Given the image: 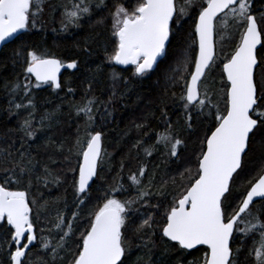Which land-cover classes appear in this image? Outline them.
I'll return each instance as SVG.
<instances>
[{"label": "snow or ice", "instance_id": "6c2138e0", "mask_svg": "<svg viewBox=\"0 0 264 264\" xmlns=\"http://www.w3.org/2000/svg\"><path fill=\"white\" fill-rule=\"evenodd\" d=\"M44 7L45 0H0V45L22 41L13 50L12 61L23 77L22 84L17 79L8 89L12 98L7 112L20 118L19 146L0 149V171L6 173L0 176V253L6 256L0 264H26L36 247L55 264L69 241L74 249L68 264H128L130 230L142 237L144 247L158 234L176 254L177 264H239L241 249L233 245L247 239L251 240L247 255L254 253V264H264V157L258 166L246 168L257 133H264V11L254 12L253 0H128L126 4L61 0V28L54 31L80 27L94 12L108 10L110 38L102 42L106 61L112 79L126 87L168 59L172 40L185 33L187 47L177 66L168 69L164 97L170 88L180 86L179 97L173 91L171 98L180 101L189 133L194 119L206 118L208 126L198 138V149L182 171L157 182L156 167L149 169L148 158L162 150L169 159L179 160L186 150V141L172 131L169 114L161 111L164 130L153 132L146 123L136 124L141 138L128 153L137 160L136 167L121 161L109 182L102 175L108 153L96 114L106 120L111 112L104 107L101 113L94 98L85 97V103L73 106L76 117L83 120V131L78 124L70 142L49 138L44 146L53 150L47 157L51 163H57L56 155L62 158V175L40 165L31 151L29 142L37 132L56 122L55 112L37 118L33 90L46 86L59 94L66 88L71 94L72 86L61 83L60 73L80 66L77 59L65 62L26 38L41 30ZM84 52L91 54L88 48ZM214 71L218 83L209 84ZM94 80L92 76L86 81L88 91ZM150 135L154 142L142 138ZM38 165L43 169L39 174ZM33 179L37 185L66 184L71 190V211L65 200L64 209H57L47 227L41 223V213L48 201L41 204L35 198ZM100 180L106 186L92 204L93 185ZM238 180L243 183L237 185Z\"/></svg>", "mask_w": 264, "mask_h": 264}, {"label": "trees", "instance_id": "16d2710c", "mask_svg": "<svg viewBox=\"0 0 264 264\" xmlns=\"http://www.w3.org/2000/svg\"><path fill=\"white\" fill-rule=\"evenodd\" d=\"M60 2L61 0H45L40 21L42 28L35 34H28L26 38L39 45L43 50L64 59L65 62L77 59L80 66L78 70L65 71L61 76L62 84L72 86L74 91L71 94L67 93L66 88L59 90V94L46 86L33 90L37 118L44 112L56 113V122L52 127L37 132V138L29 142L33 156L40 162V165L47 164L53 175H62L60 171L62 158L56 155L57 163H51L47 157L53 150L51 147L46 149L44 146L48 143L49 138L53 142L62 140L70 142L78 124L81 125V131H83V120L76 117L73 106L85 103V97H87L96 100V106L100 108L101 113H103L104 107H107L111 112V116H108L106 120H101L100 114H96L97 127L103 130V146L108 153L106 171L102 175L109 182L119 170L121 161L125 165H131L132 169L136 167L137 160L128 155L131 145L141 138L135 127L136 124L146 123L153 132L164 130V125L160 122L161 111L169 114L172 131L186 141V150L183 151L179 160L169 159L163 155L162 150L155 152L152 157L148 158L150 161L148 167L149 169L156 167L157 182L161 177L167 178L182 171L191 158L192 152L198 149V138L203 136L204 129L208 126L206 118L194 119L192 132L189 133L186 130L180 101L171 98L173 91L179 97L181 88L178 84L169 89L167 98L164 97L168 69L170 66L173 68L177 66V63L183 59L187 47L185 33L181 31L172 40L168 59L160 63L159 67L148 77L135 83L129 82L126 87L121 80L114 81L112 79L110 74L112 69L106 61L108 53L105 52L102 42L110 38L108 10L94 12L90 22L83 21L80 27L69 26L66 31L59 32L54 29L61 28V9L58 7ZM108 2L112 4L115 0H108ZM120 2L126 4L128 0H120ZM253 9L258 10L257 14L264 11V0L255 2ZM101 19L104 22L97 23ZM184 27L186 29L187 25L185 24ZM21 43L22 41L10 43L0 51V149H7L13 143L19 146L20 141V135L16 131L20 118L14 115L10 116L7 108L8 100L12 98L8 89L17 79L21 84L23 83L20 68L19 66L14 67L12 61L13 50L19 48ZM85 48L89 49L90 55L84 52ZM215 72L210 74L207 81L209 84L218 83L219 76ZM128 75L130 73L124 74V79H127ZM92 76H95V80L91 83V90L88 91L89 85L86 81ZM113 92H115L114 97ZM162 98L165 99L163 104H161ZM142 138L154 142V137L151 135ZM262 157H264V133H257L256 142L252 145V151L249 152L246 159V168L252 169L258 166ZM40 165L37 166V174L43 171ZM108 168L111 169L110 172L107 171ZM128 171L129 168L125 167V177ZM5 174L0 171V176ZM241 183H243L242 180L237 181V185ZM103 186H106L104 180L97 181L93 185L92 204L96 203V197L102 195L99 189ZM240 190L243 191V188ZM32 192L41 204L48 201L47 210L41 213V223L46 227L51 225L57 209H64L65 200L68 202V211H71L72 194L66 184L59 187L50 184L45 187L42 183L37 185L33 179ZM141 211L146 210L141 209ZM86 212L87 209H83L81 222H83ZM45 235L51 238V233L46 232ZM129 238L128 264H177L176 254L167 248L159 239L158 234L151 237L152 243L148 247L143 246L142 237L136 235L132 230L129 231ZM240 242L241 240H237L233 245L234 248L241 249L237 257L239 264H254V253L252 257L247 255L251 240H244L243 244ZM73 249L74 244L69 241L66 250L60 253L63 258L57 259L55 264H68ZM197 255H201V253H197ZM188 259L190 260L192 257H188ZM3 260H6V256L0 253V261ZM27 262L28 264H53L52 257L38 247L34 253H30Z\"/></svg>", "mask_w": 264, "mask_h": 264}, {"label": "flooded vegetation", "instance_id": "af4514ba", "mask_svg": "<svg viewBox=\"0 0 264 264\" xmlns=\"http://www.w3.org/2000/svg\"><path fill=\"white\" fill-rule=\"evenodd\" d=\"M255 2H258V0H253V4H254ZM253 11L256 12V13L258 12L257 9H253ZM215 73H216V75L219 76L218 72H215ZM45 234H46V233H45ZM240 243H241V242H240ZM36 249H37V247H36V248H33L32 251H31L30 253H34ZM30 253L28 254V256L30 255ZM28 256L26 257V264H28V262H27V258H28Z\"/></svg>", "mask_w": 264, "mask_h": 264}, {"label": "water", "instance_id": "95a60500", "mask_svg": "<svg viewBox=\"0 0 264 264\" xmlns=\"http://www.w3.org/2000/svg\"><path fill=\"white\" fill-rule=\"evenodd\" d=\"M3 47H4L3 45H0V51L2 50ZM117 67H120V66H117ZM155 69H156V68H155ZM65 71H75V70H67V69H63V70L61 71V73H60V80H61V76H62V74H63Z\"/></svg>", "mask_w": 264, "mask_h": 264}, {"label": "bare ground", "instance_id": "6f19581e", "mask_svg": "<svg viewBox=\"0 0 264 264\" xmlns=\"http://www.w3.org/2000/svg\"><path fill=\"white\" fill-rule=\"evenodd\" d=\"M111 164V163H110Z\"/></svg>", "mask_w": 264, "mask_h": 264}]
</instances>
